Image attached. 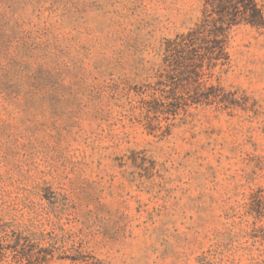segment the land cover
I'll use <instances>...</instances> for the list:
<instances>
[{"label": "rangeland", "instance_id": "obj_1", "mask_svg": "<svg viewBox=\"0 0 264 264\" xmlns=\"http://www.w3.org/2000/svg\"><path fill=\"white\" fill-rule=\"evenodd\" d=\"M202 1L0 0V264H264V31L210 80L236 105L139 122Z\"/></svg>", "mask_w": 264, "mask_h": 264}, {"label": "trees", "instance_id": "obj_2", "mask_svg": "<svg viewBox=\"0 0 264 264\" xmlns=\"http://www.w3.org/2000/svg\"><path fill=\"white\" fill-rule=\"evenodd\" d=\"M240 25L264 31V6L257 0H203L196 23L163 41L153 81L136 90L139 122L145 128L164 133L169 120L193 106L227 109L236 105L234 97L210 80L217 68L229 62L231 33ZM247 206L252 228L264 231V189H257Z\"/></svg>", "mask_w": 264, "mask_h": 264}]
</instances>
